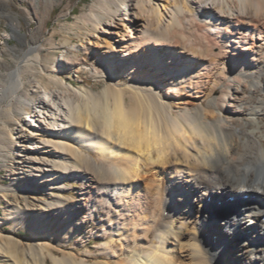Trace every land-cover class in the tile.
<instances>
[{"label": "bare ground", "instance_id": "bare-ground-1", "mask_svg": "<svg viewBox=\"0 0 264 264\" xmlns=\"http://www.w3.org/2000/svg\"><path fill=\"white\" fill-rule=\"evenodd\" d=\"M10 7L0 0V15ZM69 29L83 44L51 70L31 46L0 82V123L15 125L0 128L10 217L48 228L54 215L68 230L101 208L104 264H264V0H99ZM105 45L100 67L83 68L76 54ZM82 68L99 92L60 78L37 105L24 96L28 72ZM69 178L85 199L64 196ZM0 239V264H93L86 251Z\"/></svg>", "mask_w": 264, "mask_h": 264}, {"label": "rangeland", "instance_id": "rangeland-1", "mask_svg": "<svg viewBox=\"0 0 264 264\" xmlns=\"http://www.w3.org/2000/svg\"><path fill=\"white\" fill-rule=\"evenodd\" d=\"M42 2V0H26L21 3L20 0H10L11 7L4 15H0V82L5 83L9 80L6 67L14 69L19 59L31 46L38 47L42 65L51 70L49 65L57 64L68 47L83 44L84 38L69 29L75 22V18L89 13L92 6L99 4V0H52V8L47 11L46 17H44L45 22H41V16L45 14ZM111 49V45H105L102 50L94 48L92 53L81 51L76 55L84 65L83 68L100 67L101 61L99 62V60H103L106 55H109ZM83 68L79 74L73 75L59 71L58 74L56 72L52 75L28 72L24 78V96L33 99L37 105V100L43 96V87L45 85L58 87L56 83L60 78L69 85L86 87L93 92H99L105 86L104 81L92 77L91 73L85 72ZM130 78L125 77L123 82H130ZM7 125L0 123L1 130L7 132L8 128L15 126L12 120H8ZM11 174L12 171L10 167H7V162H0L1 185H12ZM15 183L20 185V180ZM64 183L66 190L63 194L70 201L83 200L87 197L85 182L69 178ZM222 203L220 202L219 206ZM86 208L75 217V220L80 222L79 226L66 230L65 225L60 227L55 222L53 215L51 222L47 223V228V226H35V219L32 216L27 221L22 217H10L8 203L0 196V222H4V224H0V231L6 236H13L22 245L34 244L36 241L51 242L52 245L60 249V256L68 254L73 249L77 250L79 254L86 251L87 254L94 257L91 263L104 264L106 261L96 259V256L102 253L100 246L102 242H105V237L109 236L107 229L111 221L105 210L96 208L93 211ZM20 220L21 224L18 227L17 222ZM40 227L48 230L43 232ZM59 231H61L60 234H58ZM43 233L47 234L45 239L41 238ZM230 264L235 263L231 261Z\"/></svg>", "mask_w": 264, "mask_h": 264}]
</instances>
